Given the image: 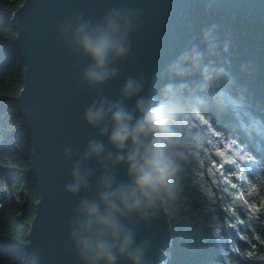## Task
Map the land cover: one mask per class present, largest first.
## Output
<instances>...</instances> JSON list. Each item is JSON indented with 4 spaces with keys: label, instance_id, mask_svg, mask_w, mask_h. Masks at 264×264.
I'll return each instance as SVG.
<instances>
[{
    "label": "trees",
    "instance_id": "trees-1",
    "mask_svg": "<svg viewBox=\"0 0 264 264\" xmlns=\"http://www.w3.org/2000/svg\"><path fill=\"white\" fill-rule=\"evenodd\" d=\"M24 0H0V264H34L24 248L40 193L18 96L25 62L10 47ZM184 65L161 89L167 122L153 133L170 169L167 264H264V23L196 5Z\"/></svg>",
    "mask_w": 264,
    "mask_h": 264
},
{
    "label": "water",
    "instance_id": "water-1",
    "mask_svg": "<svg viewBox=\"0 0 264 264\" xmlns=\"http://www.w3.org/2000/svg\"><path fill=\"white\" fill-rule=\"evenodd\" d=\"M198 4L264 23V0H24L11 16L17 34L10 47L25 62L18 100L32 141L40 193L24 245L34 264H91L82 259L73 236L75 212L83 199L96 198L102 176H112L115 184L129 183L127 165L117 163V156L123 160L129 147L118 153L108 135L100 134L101 127L110 132V120L90 127L85 113L102 101L120 102L134 113V123L141 115L137 101H144L145 111L155 107L161 89L180 72L194 42L190 12ZM117 10L121 28L127 27V53L110 65L116 72L113 78L92 87L83 77L90 61L74 50L72 37L80 24L94 26ZM128 80L134 82V94L125 97L122 90ZM92 141L103 142L104 152L85 159ZM140 146L158 157L153 133L141 138ZM77 167L81 176L88 174V184L72 194L68 188ZM121 223L133 236L129 255L139 248L141 264L170 261L173 231L163 184L150 206L142 204L138 213L122 216ZM115 264L131 261L117 255Z\"/></svg>",
    "mask_w": 264,
    "mask_h": 264
},
{
    "label": "clouds",
    "instance_id": "clouds-1",
    "mask_svg": "<svg viewBox=\"0 0 264 264\" xmlns=\"http://www.w3.org/2000/svg\"><path fill=\"white\" fill-rule=\"evenodd\" d=\"M126 38L127 27L121 28L118 10L108 13L99 24L83 23L76 28L71 46L90 61L83 74L88 85L102 87L116 75L110 65L127 53ZM135 91L138 92L139 88ZM133 94L134 82L128 80L122 95L130 97ZM135 107L141 115L134 123V113L120 102L102 101L98 107L93 105L85 113V121L90 127H99L106 119L110 120V132L107 127H101L100 134L108 135V143L118 153L129 147L123 160L117 156V163L127 165L129 183L115 184L112 176H102L96 198L83 199L75 212L73 236L82 259L91 264H115L117 255L130 260L131 264H141L143 252L139 248L128 254L133 236L125 231L121 218L138 213L142 204L150 206L158 185L166 182L170 171L150 149L142 150L140 146L141 138L166 124L164 104L158 103L145 111L144 101L139 100ZM103 152V142L92 141L88 144L85 159L98 158ZM73 176L74 183L68 191L76 194L82 187H87L88 174L81 176L77 167Z\"/></svg>",
    "mask_w": 264,
    "mask_h": 264
},
{
    "label": "rangeland",
    "instance_id": "rangeland-1",
    "mask_svg": "<svg viewBox=\"0 0 264 264\" xmlns=\"http://www.w3.org/2000/svg\"><path fill=\"white\" fill-rule=\"evenodd\" d=\"M15 198L20 204L22 203L21 199V189L16 186H10L4 180L0 181V205L3 198Z\"/></svg>",
    "mask_w": 264,
    "mask_h": 264
}]
</instances>
